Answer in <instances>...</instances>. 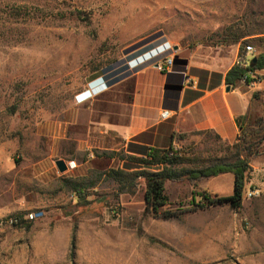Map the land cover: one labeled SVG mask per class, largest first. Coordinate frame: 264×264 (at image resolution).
<instances>
[{
    "label": "rangeland",
    "instance_id": "1",
    "mask_svg": "<svg viewBox=\"0 0 264 264\" xmlns=\"http://www.w3.org/2000/svg\"><path fill=\"white\" fill-rule=\"evenodd\" d=\"M235 23L264 37V0H0V264H264V143L250 159L239 209H195L199 198L192 202L202 192L232 195V174L166 182L169 209L180 213L171 220L146 211L142 181L116 199L114 184L93 173L85 181L95 187L79 200L68 189L57 193L58 177L47 169L55 136L66 134L72 115L91 109L108 81L139 66H130L126 49L156 37L151 51L158 44L171 54L173 45L191 51L222 43L217 33ZM252 44L251 57L264 52V42ZM99 79L103 91L95 90ZM81 91L89 98L78 104ZM260 120L264 97L239 134L256 141ZM227 146L204 133L174 150L221 161ZM102 148L91 150L88 167L96 172L111 163ZM67 150L74 155L73 145ZM122 151L110 168L122 166ZM248 190L258 194L247 198ZM29 213L40 216L28 229L9 224Z\"/></svg>",
    "mask_w": 264,
    "mask_h": 264
},
{
    "label": "crops",
    "instance_id": "2",
    "mask_svg": "<svg viewBox=\"0 0 264 264\" xmlns=\"http://www.w3.org/2000/svg\"><path fill=\"white\" fill-rule=\"evenodd\" d=\"M259 36L253 34L237 42L204 44L206 46L191 51L173 45V65L164 72L158 71L155 63L147 62V59L167 48L166 44L131 55L130 66H139L126 78L108 85L107 92L94 100L91 109L85 113L75 112L73 122L66 127V134L55 136L52 154L55 159L46 168L58 177L56 192L68 189L74 197L76 194L64 181L89 183L85 181L88 175L91 177L97 173L95 168L88 167L94 159L91 150L97 145H102L108 155L112 153L102 157L111 161L107 166L110 168L116 153L120 150L126 152L128 144L175 149L198 137L199 133L216 135L225 144L235 143L240 133L237 118L247 115L251 107L260 104L264 97V70L252 75L260 77L253 87L240 82L227 91L224 77L237 64L241 43ZM183 51L187 52L184 57L180 56ZM246 55L250 57L251 53ZM93 84L95 90L103 91L100 81ZM85 95L81 91L74 97L82 100ZM163 111H168L167 119L161 118ZM77 131L82 133V138H76ZM71 144L74 155L67 150ZM88 151L87 161L80 162ZM58 160H63L67 167L62 173L55 166ZM94 187L95 184L87 189Z\"/></svg>",
    "mask_w": 264,
    "mask_h": 264
},
{
    "label": "trees",
    "instance_id": "3",
    "mask_svg": "<svg viewBox=\"0 0 264 264\" xmlns=\"http://www.w3.org/2000/svg\"><path fill=\"white\" fill-rule=\"evenodd\" d=\"M238 23L231 24L217 33L219 41L237 42L241 38L251 36L248 32H240ZM264 42V37L254 39H246L241 43L239 58L243 56L246 47H253L254 42ZM151 46H145L138 51L132 53L141 54L148 51ZM254 59V61H253ZM126 68V67H125ZM110 69L103 71L107 73ZM264 70V52L254 55L248 64L233 65L224 77L225 84L234 88L240 82L245 85L250 82H257L260 77H252L255 72ZM116 73L106 75L105 80L113 77ZM123 79V77H114L108 81V85L114 84ZM245 116L237 118V124L240 132H242V122ZM258 129L254 131L258 139L250 141L246 135L239 134L237 141L231 145L228 144L226 150L231 153L221 161L214 159L202 158L193 152L185 150L146 148L135 144H128L126 152L119 156L122 162L120 168H103L99 170L98 177H104L114 184V198H118L121 194H132L140 181L144 182V203L145 209L153 218L161 220H171L177 218L180 213L169 209V200L165 193L166 182H183L198 181L201 179L214 178L222 174H232L233 176V193L230 196L219 197L206 192L194 194L192 202L199 198L195 209H206L213 206L229 204L234 209L241 207L242 195L247 183V173L250 170V159L258 154L257 149L260 144L264 143V120L258 121ZM203 133H199L201 135ZM207 134V133H206ZM211 134V133H209ZM213 135V134H212ZM214 137L220 141L219 137ZM65 185L71 189L79 200L84 199L85 190L92 188L95 183L89 181L88 184L76 182L72 180L64 181ZM16 220L13 224L15 227L29 228L31 221L24 219L23 214L12 217ZM74 244V231L71 241V253Z\"/></svg>",
    "mask_w": 264,
    "mask_h": 264
},
{
    "label": "built area",
    "instance_id": "4",
    "mask_svg": "<svg viewBox=\"0 0 264 264\" xmlns=\"http://www.w3.org/2000/svg\"><path fill=\"white\" fill-rule=\"evenodd\" d=\"M170 49L171 48H169V49L167 48V49H164L158 53H155L153 56H150L147 59V61L156 59L154 62L156 69L160 72L167 71L168 69L172 68V65H173L172 54L168 52ZM251 51H252L251 47L245 48L246 54L250 53ZM246 54H244L242 57L238 58L237 64L244 65V64L249 63V61L252 59V57L251 56L248 57ZM137 65H135V66H137ZM254 83L255 82H250L249 84H247V86L253 87ZM168 116H169L168 111H163L161 113L162 119H167ZM257 194H258V191H256V190H248L246 192V197L252 198V197H255ZM39 216H40V213H29L26 215V220H34V219H37ZM15 222H16V220H14V219L9 220V224H11V225H13Z\"/></svg>",
    "mask_w": 264,
    "mask_h": 264
},
{
    "label": "water",
    "instance_id": "5",
    "mask_svg": "<svg viewBox=\"0 0 264 264\" xmlns=\"http://www.w3.org/2000/svg\"><path fill=\"white\" fill-rule=\"evenodd\" d=\"M155 39H156V37H150L148 39H145V40L141 41L140 43H137V44L129 47L128 49H126L124 51V54L125 55H129L131 53H134L137 50L147 46L150 43H152ZM253 61H254V59H253ZM226 90L229 91V87H227ZM55 166L57 167L58 171L61 172V173L64 172L67 169L66 164H65V162L63 160L56 161L55 162Z\"/></svg>",
    "mask_w": 264,
    "mask_h": 264
},
{
    "label": "clouds",
    "instance_id": "6",
    "mask_svg": "<svg viewBox=\"0 0 264 264\" xmlns=\"http://www.w3.org/2000/svg\"><path fill=\"white\" fill-rule=\"evenodd\" d=\"M98 81H101V79H99ZM91 94H92V93H91ZM88 98H89V97H86V98H84V99H82V100H78V99H76L75 101H76V103L80 104V103L86 101Z\"/></svg>",
    "mask_w": 264,
    "mask_h": 264
}]
</instances>
